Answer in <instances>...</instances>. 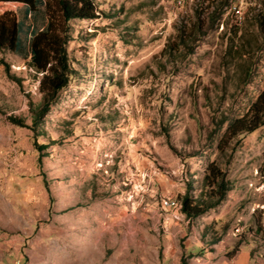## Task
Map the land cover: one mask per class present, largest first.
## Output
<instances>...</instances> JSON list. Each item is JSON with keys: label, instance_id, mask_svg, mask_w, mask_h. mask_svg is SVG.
Listing matches in <instances>:
<instances>
[{"label": "rangeland", "instance_id": "rangeland-1", "mask_svg": "<svg viewBox=\"0 0 264 264\" xmlns=\"http://www.w3.org/2000/svg\"><path fill=\"white\" fill-rule=\"evenodd\" d=\"M95 2L35 128L38 78L0 51V264H264V124L219 147L264 89V0ZM211 164L230 190L188 219Z\"/></svg>", "mask_w": 264, "mask_h": 264}, {"label": "trees", "instance_id": "trees-1", "mask_svg": "<svg viewBox=\"0 0 264 264\" xmlns=\"http://www.w3.org/2000/svg\"><path fill=\"white\" fill-rule=\"evenodd\" d=\"M18 8H23L22 20ZM102 15L95 0H0V51L29 59L28 69L38 78L41 106L29 109L33 128L39 125L55 95L68 85L74 72L67 55L69 23L95 20ZM38 18L44 24L42 27L27 23L29 19L36 21ZM172 51V45H168V51L163 52L170 55ZM6 119L12 125L25 126L24 118L18 114L7 115ZM263 124L264 89L246 113L227 126L219 147L221 150L227 148L234 138L252 133ZM203 182L207 188L203 198L192 199L188 195L181 198L180 211L188 219L218 206L230 190L224 173L213 164L208 166Z\"/></svg>", "mask_w": 264, "mask_h": 264}, {"label": "built area", "instance_id": "built-area-1", "mask_svg": "<svg viewBox=\"0 0 264 264\" xmlns=\"http://www.w3.org/2000/svg\"><path fill=\"white\" fill-rule=\"evenodd\" d=\"M181 3H182L181 0H178V3L177 4L180 5Z\"/></svg>", "mask_w": 264, "mask_h": 264}]
</instances>
